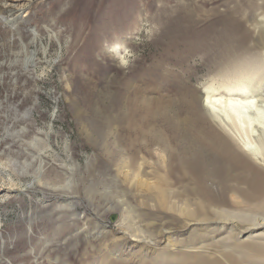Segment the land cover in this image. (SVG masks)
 I'll list each match as a JSON object with an SVG mask.
<instances>
[{
	"label": "rangeland",
	"instance_id": "obj_1",
	"mask_svg": "<svg viewBox=\"0 0 264 264\" xmlns=\"http://www.w3.org/2000/svg\"><path fill=\"white\" fill-rule=\"evenodd\" d=\"M207 94L253 100L235 104L248 120L235 127L264 144V0H0V264L255 254L264 227H238L255 218L183 215L178 206L205 199L184 181L157 210L138 183L167 170L180 180L174 131L222 128L210 124ZM129 214L154 249L121 241Z\"/></svg>",
	"mask_w": 264,
	"mask_h": 264
},
{
	"label": "bare ground",
	"instance_id": "obj_2",
	"mask_svg": "<svg viewBox=\"0 0 264 264\" xmlns=\"http://www.w3.org/2000/svg\"><path fill=\"white\" fill-rule=\"evenodd\" d=\"M239 91L238 93L247 92L246 86H243ZM238 101L243 104L253 102V100H241L240 98H214L207 94L203 105L209 115L210 124L212 126L221 125L223 129L218 130L213 127L204 130L184 128L179 132L178 130L173 132V139L167 146L179 154L177 159L169 164H174L179 169V175L176 177L180 180L172 178L170 171L167 170L165 175H159L153 182L138 181L140 189L146 192L142 196L153 200L157 210L170 208L173 203L172 197L181 192L179 190L174 192L171 187L172 183L191 182L195 183V188L205 199H200L197 196L193 208L178 206L177 208L183 209L180 211L183 215L193 217H199L206 213H216L218 217L228 213L232 216L245 215L255 218V222L245 225L238 224L241 231L247 232L256 226L264 227V144L261 146L253 144L247 136L243 137L241 131L235 127L237 124H248V120L243 118L245 115L235 107ZM228 103L234 104V106H229L228 110L225 108L221 110L219 105L227 107ZM176 122L177 124H186L189 121L180 118ZM249 122V126H251L253 122L251 120ZM208 181L216 185V191L212 190ZM243 184L246 186H241ZM221 188H224L223 193L227 196V200H223V198L217 200L215 197V192H220ZM127 209L128 206L125 211ZM128 218L131 225L125 230L127 235L122 236L121 241L128 240L135 247L141 245L145 249H154L152 235H145L144 230L135 223L134 217H130V214ZM176 231L167 227L162 230L161 234H168L169 237H172ZM252 234L251 231L250 235ZM256 237L264 239V232L261 236ZM251 244L253 245V242L246 243L244 246L250 248ZM258 247L257 252L253 255L246 252L243 260L249 261L248 259H250L251 261L252 259L264 264V243ZM190 255L197 256L199 253L191 252ZM225 258L229 260L230 264H246L243 260L232 257L231 254H225ZM208 259L205 264H226V261L224 262L217 256H209ZM191 264L196 263L192 262Z\"/></svg>",
	"mask_w": 264,
	"mask_h": 264
},
{
	"label": "water",
	"instance_id": "obj_3",
	"mask_svg": "<svg viewBox=\"0 0 264 264\" xmlns=\"http://www.w3.org/2000/svg\"><path fill=\"white\" fill-rule=\"evenodd\" d=\"M115 218H116V213H115V214L113 213V214L111 215V220L114 221Z\"/></svg>",
	"mask_w": 264,
	"mask_h": 264
}]
</instances>
